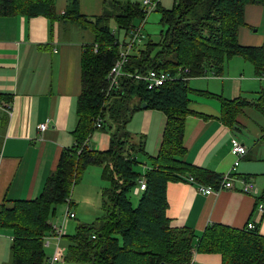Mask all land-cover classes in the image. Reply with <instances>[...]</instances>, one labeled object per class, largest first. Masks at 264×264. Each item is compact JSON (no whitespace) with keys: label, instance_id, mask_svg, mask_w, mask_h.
<instances>
[{"label":"trees","instance_id":"16d2710c","mask_svg":"<svg viewBox=\"0 0 264 264\" xmlns=\"http://www.w3.org/2000/svg\"><path fill=\"white\" fill-rule=\"evenodd\" d=\"M264 0H175L164 7L160 0L162 30L156 54L144 48L129 55L125 72H144L161 68L177 77L149 88L143 80L125 74L121 87L108 92V73L120 53L121 42L112 30V19L120 28H129L145 14L138 0H113L101 15L80 12L78 0H70L63 14L56 11L55 0H0V15L16 12L46 15L90 29L93 41L82 53V90L77 100L75 143L62 150L56 168L44 190L32 199H16L0 205V226L13 231V264H43L46 259L44 235L51 229L56 206L71 196L72 188L90 164L103 166L110 185L102 190L104 213L93 222L79 224L69 236L65 259L76 264H184L192 254L195 231L188 226H173L167 215V184L170 181H196L217 185L223 173L184 159L185 121L190 77L209 69L222 72L227 58L243 54L251 59L257 73L264 72V45H243L238 28L244 23L246 3ZM142 12L144 13L142 15ZM97 49L95 48V45ZM152 46L153 44H149ZM9 100L11 96H8ZM137 99V101H132ZM146 103L167 114L160 151L152 157L151 168L144 174L147 187L137 205L131 193L141 178L135 169L144 139L136 141L127 123L136 109ZM225 114L233 125L238 108L260 102L242 97L222 99ZM102 119L100 129L110 128V144L94 149L88 140ZM108 119L113 122L109 123ZM264 201V188L258 197ZM258 202V201H257ZM198 250L220 252L222 264H264V234L257 228L233 227L214 222L200 237Z\"/></svg>","mask_w":264,"mask_h":264},{"label":"crops","instance_id":"0c3cea01","mask_svg":"<svg viewBox=\"0 0 264 264\" xmlns=\"http://www.w3.org/2000/svg\"><path fill=\"white\" fill-rule=\"evenodd\" d=\"M69 1L55 0L58 14L65 12ZM167 1L160 0V3ZM78 2L81 13L98 16L113 0ZM122 29L125 31L124 43L129 41L130 34L129 28ZM89 30L43 14L0 15V205L13 199L39 196L56 168L62 150L75 143L73 130L78 120L77 100L82 90V53L85 44L93 41ZM113 31L117 35L116 30ZM144 39L145 35L130 50V56L142 52ZM238 40L243 45H264V3L245 4L244 23L238 28ZM152 41L150 39L146 47L151 54L153 45L149 44ZM188 85L191 112L185 121L187 150L184 159L225 173L235 159L231 151L233 137L248 147L236 170L238 176L233 188L205 194L197 189L196 182L178 180L167 184V215L171 224L191 227L196 233L190 259L195 264H222L220 252L198 250L200 237L209 224L219 222L244 228L253 220L257 222V230L264 234V213L257 209L264 185L261 184L257 197L244 191L238 179L250 176L256 183H264V108L256 104L239 107L233 125L229 121L232 118L225 114L222 99L242 97L260 102L264 107V72L257 73L251 59L235 54L225 60L222 72L209 69L204 74L190 77ZM8 96H11L10 100ZM135 120L142 121L141 129L135 126ZM44 121L48 126L41 130L39 125ZM166 124L167 114L147 105L136 109L127 123V129L136 141L140 136L144 139V150L138 153L145 160L141 162L143 171L151 168L152 157L160 151ZM140 130L141 135L137 132ZM110 138L109 131L99 128L93 131L88 144L94 149H106ZM141 179L146 178L142 175L133 189L139 196L144 190L137 188ZM70 210H73L72 205ZM51 221L54 220L51 218ZM12 244V229L0 226V264H13ZM61 244L66 251L68 233ZM48 247L54 249L53 244L45 246ZM49 255L46 254V264H49ZM62 264L76 263L65 259Z\"/></svg>","mask_w":264,"mask_h":264},{"label":"built area","instance_id":"2783aa9c","mask_svg":"<svg viewBox=\"0 0 264 264\" xmlns=\"http://www.w3.org/2000/svg\"><path fill=\"white\" fill-rule=\"evenodd\" d=\"M159 0H142L141 4L143 5V8L145 10V13H149L152 10H154L158 4ZM146 17L142 18L141 24H133L129 27L128 33L130 34L129 41L121 42L120 47V53L117 57L115 63L111 67L108 73V79H109V87L108 92L111 93L113 91H116L121 87V78L125 74L130 75L132 77H135L138 80H143L146 82L147 86L149 88H156L160 85H163L167 80H172L177 77L171 75L168 71L161 69V68H151L147 71L142 72H125L124 66L126 65L130 50L133 49L136 45V43L142 39V37L145 35L143 29H144V20ZM97 44L95 45V48L97 49ZM103 125L102 119H98L96 122V127L100 128ZM48 126V122L44 121L41 122L39 127L41 130H44ZM231 151L235 157L234 162L232 164L231 169L226 171L222 174V177L217 185L212 184H206L202 182L196 181L194 176H190L189 180L191 182L197 183V189L205 194H210L213 192H217L223 188H233L235 186V179L238 176L236 173V170L241 163L244 156L247 154L248 147L247 145L242 142L239 138L233 137L232 139V147ZM241 182V187L244 191L248 193H252L255 196L258 197V194L260 193V187L258 184L254 181L253 178L250 176H241L238 178ZM147 187L146 179H141L139 184V190H143ZM138 190V189H137ZM68 202V208L64 215V220L62 223H58L57 221H51V229L50 231L44 236V245L48 246L50 244L54 245L53 252L48 257V263L49 264H62V262L65 260V249L61 244V240L63 237L66 236V227L64 225V221L67 218H72L76 216V212L73 210H70L72 201L71 198H68L66 200ZM257 209L260 213H264V201H260L257 203ZM247 228L249 229H255L257 226V222L250 220L246 224ZM184 264H195L192 259H189Z\"/></svg>","mask_w":264,"mask_h":264},{"label":"rangeland","instance_id":"374dc122","mask_svg":"<svg viewBox=\"0 0 264 264\" xmlns=\"http://www.w3.org/2000/svg\"><path fill=\"white\" fill-rule=\"evenodd\" d=\"M138 1L141 2L142 0H138ZM172 5H173L172 0H168L167 3L165 2L162 3V6L164 7H171ZM143 14L144 13L142 12V15ZM144 17H146V19L144 20V25H143L144 26L143 31L145 33L144 48L147 47L151 39L153 40L152 41V44H153L152 52L153 54H156L161 47V45H159L160 38H161L160 33L162 32V29H166V25L161 22L160 20L161 12L158 9H154L149 13H145L143 16L136 19V24H141L142 18ZM110 25L113 30L114 29L116 30L117 35L120 41L122 42L125 36L124 35L125 31L117 25L114 19L110 21ZM88 34L91 37H93V33L91 30H89ZM193 83L196 84L197 82L194 81ZM132 101H137V99L136 100L133 99L131 100V102ZM108 120H109L108 121L109 123L113 122L111 119H108ZM141 123L142 121L139 123L138 120H135L134 122L135 126L138 125L137 128L139 129H141ZM106 130L109 131V133L111 132L110 128H107ZM131 130H135V129H131ZM137 132H139V135L142 134L141 130ZM138 161L139 163L135 164V169L141 175H144L146 171H143V164L141 162L145 160L143 159L142 155L138 154ZM257 183L259 187H261V184L264 185V183H262L261 181L260 183L259 182ZM109 185H110V180L104 178L102 166H98V165H91V166L88 165L87 166L81 180L76 185L74 184L72 188L70 198L72 201L73 211L76 212L77 216L72 217V218H67L64 221L66 232L69 234V236H72L76 233L79 224L85 223V222H89V223L93 222L99 216L103 215L104 210H103L102 203H101L102 202L101 201L102 190ZM261 188H264V186H262ZM130 193H131L133 204L137 205L139 202V198H140L139 194H135L134 190ZM67 208H68L67 201L58 203L56 206V212L55 214H52L51 218L54 221H57L58 223H62L64 220V215H65ZM45 250H46V254H49V253L51 254L53 251V248L48 247V248H45ZM65 252H67V250ZM43 264H46L45 261L43 262Z\"/></svg>","mask_w":264,"mask_h":264},{"label":"water","instance_id":"95a60500","mask_svg":"<svg viewBox=\"0 0 264 264\" xmlns=\"http://www.w3.org/2000/svg\"><path fill=\"white\" fill-rule=\"evenodd\" d=\"M143 105H146V103H144Z\"/></svg>","mask_w":264,"mask_h":264}]
</instances>
